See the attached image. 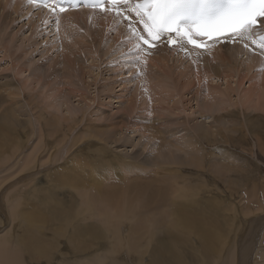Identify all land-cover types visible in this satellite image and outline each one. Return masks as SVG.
<instances>
[{"label": "rangeland", "instance_id": "obj_1", "mask_svg": "<svg viewBox=\"0 0 264 264\" xmlns=\"http://www.w3.org/2000/svg\"><path fill=\"white\" fill-rule=\"evenodd\" d=\"M14 16L17 17V14L13 15V17ZM18 23L16 26L15 24H12L8 29L9 31L7 30L4 34L2 31H0V154H2L1 152L4 154L3 157L0 155V234L3 235L2 233H9L10 231V235L4 234V236L7 237L9 235L10 237L8 236V238H6L7 243L10 242V244H12L13 242L14 244V242L18 243L19 240L24 239V234H26L27 237L31 235L30 233H32L31 230L33 231V227H37V237H41L46 240L45 242H47L49 245L48 250H50L48 252L49 254L51 253L47 259H38L34 255L33 256L35 259L33 256L30 259L26 258L29 260V262H26V264H67V260L69 262L78 261L79 264H91L90 262L97 256L101 258V261L104 259V257H107L103 264H110L111 260L112 263L117 261L120 264H157V257L159 258L158 254H162V249L160 248L162 242H166L170 245V254L168 253L169 258H167V261L165 260L166 264L167 262L169 264H222L229 249L230 253H233L235 256V261L234 263L231 262V264H239V258L237 259V257L242 254L240 253L242 252L241 249H245L246 245H248V243L254 239L250 233H255L254 231H256L257 228V222L254 220V216H256L257 212V210H255L256 208H254V195H256L255 192L261 189V191H264L263 103L254 102L257 104L262 103L261 106L254 103L241 106V104H239L240 102L237 101L239 93L236 92L237 94H231V97L233 96L232 99L228 96V98L231 100L224 99V105L221 103V107H216L212 111L207 110V112L206 109H203L204 104H202V102H208V99L205 97L206 94L210 92L208 87L217 88L219 90L222 88L221 90H224L228 87V79L225 81L222 80L218 84V81H215V78H213V81L208 78H204V80H202L200 79L201 77L199 75H193L190 72L189 77L191 79L189 80H191V82L186 81L188 86L185 82L186 84H184V86L186 87L183 88L181 83L174 84L172 79L163 81L162 78H155L154 74L158 69L156 66L151 67V65L148 63L146 64L143 62H141L138 66H133L136 64L137 56H135L134 59L131 54L127 55L125 52L119 53L115 50L108 51L110 43L98 49V51L101 49L102 51H99L96 55L94 52H96L97 49L89 45V42L92 41L91 35L86 37L84 41L80 39L81 42L79 44L78 41L74 40L73 38H66V33L65 35L59 30L54 29V27L51 26V23L53 22L39 23V19H34L31 15H28L24 18H20ZM74 31H72L73 35L76 33ZM3 35L4 37L2 39ZM90 37L91 40H89ZM73 41H76V43L79 44L83 49L76 43L74 44ZM63 42H66L64 45H66L67 48L71 50L75 49L76 52L79 51V53H82L84 60L80 59V64L77 66V71H79V73H74L71 71L72 68L70 67L69 68L71 70L64 67L66 65L63 63V61H61L63 60V57H61L62 51H64V49H62ZM2 45H4V47ZM78 46L83 52H81V49L78 48ZM89 46H91L94 51L90 54L89 52H84L88 51L86 49H89ZM23 53H27L26 55L28 56H25ZM74 54L72 53V55ZM19 55H21V57ZM181 55L183 56V54ZM22 56L27 58L25 59V57ZM242 56L239 57V60L244 59V56L247 55L245 53V55L243 54ZM189 57H192L193 59L198 57L197 60H202L203 62V58L206 56L204 55L202 57L199 55H192L188 56V60L190 59ZM173 59L175 60L174 57ZM207 59L210 60L211 58ZM28 61H30V64L27 63ZM57 61H60L64 66H62L60 62L56 64L55 62ZM168 61L170 62V67L173 66L174 61L171 59H168ZM189 61L191 63L192 60ZM235 63L236 65H234V67L237 70H240V61ZM21 64H23L25 67H21ZM37 66L42 70H47V78L43 77V80L48 83L49 87L55 83H58V81L60 83V80L62 82L61 85L55 84L50 87L51 89H58V92L60 91L59 89H61V91L64 90L62 93L60 91V101L57 99L59 106L56 107V109L55 107L47 108L46 105L54 104L53 101L56 100V97L51 95L49 98V103L48 99L44 97V95H48V90L43 89L41 84L35 85L36 82H32V77L34 74L33 70ZM79 66H81L82 69H79ZM48 67L50 68L48 69ZM64 69L66 73L63 72ZM19 70L21 71V74L19 73ZM53 70L58 71L57 75L59 77H57V80L56 75L51 78V74L55 72ZM253 71H255L257 74L262 73V71L257 67V64ZM137 72L141 73L138 78L136 77ZM144 72L146 74H152L151 79L155 81V84L150 89L147 88L148 86L145 85L143 80L144 75H146ZM80 73L82 76H80ZM177 73H179V71ZM29 74L30 76H28ZM72 74H75V78ZM157 74L162 76V72ZM61 75L64 76L62 77ZM70 75L72 79H70L71 77L69 78ZM65 76H67L69 79ZM89 77L93 78V81ZM49 78L51 79L49 80ZM94 78L97 80L94 81ZM67 80L72 82L77 89L74 90V86H66L65 84ZM19 81L21 83L18 85ZM90 82L94 83L92 84ZM198 82H200V85L197 84ZM56 85H59L57 86L58 88L55 87ZM63 85H65L64 88H69L64 89ZM60 86L62 87L60 88ZM19 87L23 90V92L19 89ZM198 87L202 88L201 93L203 95L200 94L202 100H200L198 93L196 99L194 98L196 94L195 92L198 91ZM232 87H235V85L233 84ZM232 87L230 86V88ZM248 87L249 84L245 82L239 91L245 90ZM153 88L155 93L152 91ZM41 90H47L46 94H42L44 91ZM18 92H20V95ZM37 93L41 96H39ZM52 96H54V99ZM197 99L201 101L200 104H198ZM62 100H64V102ZM46 101L47 103H45ZM61 104H64V106H60ZM86 104V111L88 114L83 119V121L85 120L83 123L78 121V124H80L78 127H72L73 123L71 121L68 123L63 121L67 117L71 118L70 115H67L70 109H74L76 112L78 108L84 107ZM151 105H154V107H151ZM74 106H77V109L74 108ZM258 107L262 108L263 110L258 109ZM153 108L155 111L152 112V110H154ZM50 113L53 116L59 118L60 122L62 121L60 126L56 124H47ZM82 114L83 112L80 115ZM129 114H131V116H129ZM212 115L215 117H221V122L218 123L217 127L214 129V132H218V135L211 134L206 140V138L204 139L203 137H200V133L194 128L196 124L203 125L205 122L206 124L212 122L214 118L211 117ZM125 123H127V129L124 131L125 140L123 139L122 135V141L118 140V142H120L117 143L116 139H119V135L115 137L114 132L110 135V130L114 127V125L118 124L117 131H122V126H124ZM149 123L150 125H147ZM157 123H161L164 128L159 126ZM129 124L133 126L136 125L137 129L140 130L144 127H152L155 125L156 129L153 128V132L165 131L163 132L165 134L151 135L152 141L154 138V142H151V140L148 139L149 134L146 135L147 137L144 136V138L143 136L139 137V135L133 134ZM160 127L161 130L159 129ZM166 128H168V130ZM190 128L193 129V132H191ZM129 129L130 131H128ZM94 130L97 131L95 136L92 135ZM108 130L110 131L109 133L106 132ZM167 132L170 135L167 134ZM121 133L123 134V132H120V134ZM98 135L101 136L99 137L100 139H98ZM164 138H166V141ZM158 139L161 143L157 141ZM174 139H176L177 142L176 143L174 141V145L181 146L182 143H185L182 145V147H177L176 151L172 150V148L168 146L171 148L172 153H166L165 151L164 154H166L164 156H161L162 154L160 153V155L159 151L158 153L155 151L159 143L167 146L171 144L169 141H173ZM187 142L191 143L186 144ZM191 144L192 147L190 146ZM261 144H263V146ZM171 145H173V142ZM144 146L148 148L144 149ZM183 147L185 151L182 149ZM59 148L64 150L59 155L54 154V150ZM181 150L183 151L181 152ZM101 153H103V155H101ZM136 153H138V155ZM154 153L157 154V159L159 158L161 160L163 158L164 162H167V158H173L172 162L175 165L172 164V166L170 165L169 159L167 163L162 161L164 166L168 167V171L166 170V173L161 174L163 175L161 177H167L169 172L178 175V179L176 178V180L172 182H176L175 185L178 186V188H181V192H179V189L176 194L178 196L182 194L184 195L180 196L181 198L176 197L177 195L174 196L176 199L180 198L183 202L176 200L174 197L173 205L176 203L178 207H181V211L182 206H179L180 203L178 205V201L181 202V205L183 204L184 207H188L189 205L196 206L197 204L194 203L201 200L200 204L205 203L203 207H208H206L203 211L206 210V212H209L207 222L209 223L210 228L215 229L216 231L215 236L217 243L215 246H209L207 251H205V248L207 247L206 239H204L202 232L200 230L196 231L194 229V227L198 228L200 222L197 220L198 216L194 214L192 210L188 209V212L183 213V217L185 216L184 218L187 219V221L185 222L182 219L183 223H181L185 225V223L187 224L188 221H194L191 226L187 224L190 230L187 228V225H185L186 227L182 225V227L179 229L168 231L162 229H152L154 232H148V234L143 232L144 234L142 233L141 236H147L142 238H139V233L133 234V232H131V225L133 224L130 221H132L134 217L138 216H133L130 214L128 215V212H124L125 217L127 218L128 216L129 219L122 218V220L120 219L118 224L115 226L118 227L119 225L123 226L128 224L126 226L128 229H122V233L119 231V234L117 235V233H113L115 232L114 229H108L109 227L101 225V220H99V223H95L98 222V218L93 220V218H95L93 217L94 215H92V218L88 209L85 208V210H83L79 206L81 200L79 197H77V193H75L76 188L73 187L75 184L67 182V179L72 180L77 174L70 168L72 164H79L78 167H83L84 170L82 173L85 177H88L89 174L87 171L95 170L97 166H99L97 170L102 171L104 170L103 167L105 166L106 162V165H108L109 168L111 167L110 171L112 170L111 179L114 181L117 178L116 181L121 183L124 179H126V177H134V173L126 172L125 174V167L123 168V165H120L122 164L120 163L122 162L121 158L124 159L126 157L128 160H131L130 158L134 159L135 156H139V161L137 162H141L143 159V161L146 162L151 160L152 163L154 157L156 156ZM122 155L125 156L123 157ZM160 156L162 158H160ZM187 157L190 159L188 160ZM111 158L116 160L114 161ZM118 158L119 160L117 161ZM107 159L111 160L108 161ZM134 162H136L135 159ZM219 166L221 167L219 168ZM136 167L137 166H135L134 169ZM228 168L229 171H227ZM158 169H155L156 175L160 174ZM145 173L146 171L142 172L141 174L144 176ZM91 176L93 180H99L97 177H95L97 174H95V176L91 174ZM85 182L88 185L84 186H87L88 188L91 184V181L85 179ZM186 195H189L193 199ZM52 197H55L56 200H58V204L60 205H58L59 210H55L57 203L54 202L56 200L52 199ZM186 197L189 200H187ZM186 200L188 203H186ZM191 200L193 203L190 202ZM207 202L210 204L208 205ZM86 210L88 212H86ZM139 213H141V211ZM88 215L91 218H89ZM52 216L53 218L48 219ZM188 219H192L193 221ZM27 220L29 223L31 222V224H33V227L32 225L27 224ZM134 220H136V218ZM212 220L214 222H212ZM195 222L197 223L195 224ZM86 225H88L87 227L94 225L97 228L95 234H93V231H91L90 234L85 233L86 235H82L80 229L83 231L86 228ZM190 227H193V230ZM27 230H29V234L27 233ZM130 232L132 234H130ZM207 232L211 234L209 230H207ZM34 233H32V235H37ZM150 234H152V236L155 235V237L153 238ZM247 235H249L250 238ZM112 236L118 237L116 239L121 237L120 240L124 239L125 241L122 240L121 245L119 244L120 246H117V244L115 246V243L118 241L112 240L115 239ZM66 237L68 241L66 240ZM148 237L152 238V242L149 243L150 239L148 240ZM9 238H11V240ZM29 238H31V236H29ZM144 238L145 240H143ZM139 239L142 240V242H137L140 241ZM146 240H148V242ZM245 240L247 241L245 242ZM257 240L258 242L255 243V247L251 251V256L253 258L250 259L251 256H249L247 264H256V262L259 261L260 256H258L257 251L260 249V244L259 239ZM153 241L160 243H158V245ZM145 242H147V246L145 245ZM102 246L105 247L103 248ZM224 247H226V249ZM256 247L259 249H255ZM54 250L55 252H53ZM113 251L114 253L116 251V253L114 254ZM225 251L227 252L225 253ZM105 252L106 255H104ZM112 253L114 254L113 257L116 256L115 258H112ZM90 256L93 257V259L90 258ZM97 262L101 264V262ZM117 262H114V264ZM257 264H259V262Z\"/></svg>", "mask_w": 264, "mask_h": 264}, {"label": "bare ground", "instance_id": "obj_2", "mask_svg": "<svg viewBox=\"0 0 264 264\" xmlns=\"http://www.w3.org/2000/svg\"><path fill=\"white\" fill-rule=\"evenodd\" d=\"M111 6V5H110ZM108 9H111V8H108ZM107 10V9H106ZM121 12L123 13V15L121 17H117L115 15V12L114 11H104V12H100V11H94V10H85V9H77V8H73V9H65L63 12H60L59 10H56L58 13H59V26L57 28L56 24L54 23H51V26L54 27V29L56 30H59L61 33H66L65 37L66 38H73L74 40H77L78 43L80 44L81 40H85L86 37H89L91 35L92 37V41L89 42V45H91L92 47L96 48V52L93 51V48H91V46H89L88 48L89 49H86L88 51H84V52H89V54L91 52H94L96 55L97 53L101 50L98 51V49H100L101 47H103L104 45L110 43V47L108 49L109 50H115V51H118L119 53H122V52H125L127 55L128 54H131V56H133V58L135 59V56H137V53L132 51V44L128 42V39L131 35L130 31H129V22L126 21L125 17L126 16H129V17H132V20L134 22V24H131L130 26L131 27H134L137 29V31H142L143 30V25L140 23L139 21V18H137L136 15H134L132 12L129 11V8L128 7H121L120 8ZM17 14V17H13V15ZM32 16L34 19H39V23L41 22H44V23H50V22H53V17H52V13L50 12V10H47L45 9L43 6H39V5H28L26 3V1H22V0H0V31L3 32V34L9 29V27L12 25V24H16L19 22V19L20 18H24L25 16ZM19 24V23H18ZM262 28H258V30H255L253 32L252 35L248 36L247 38L245 39H240V38H236V42L234 44H228V43H225V44H221V45H216L214 44V46H212L208 51H203V53H200L198 52L197 50L193 49V48H189L187 47L188 50H191V56L192 55H199V56H206L205 58H203V62L202 60H197L198 57L196 58H190L189 60H192L191 63L190 61L187 59L188 58V54L186 51H182L180 50V48H176V47H171L169 48L168 46L165 45L164 41L161 40L159 42V45H157V48L155 50H151V54L150 55H146L145 56V60L143 63H148L149 65H151V67H157V72L154 74L155 78H162L163 81H167V80H173V83L176 84V83H181L182 84V87H186L184 86V84H186L187 82H191V79L189 77V73L191 72V74H197L199 75L200 79L204 80V78H208V79H211L213 81V78H215V81H218V84L220 83V81L222 80H226L228 79V82H227V88H225L224 90H219L217 88H212V87H208V90L210 92H208L206 94V98L208 99V102L205 103V102H202L203 105V109H206L209 110V111H212L214 110L216 107H221L220 105H224L225 103L224 102V99L228 100V96L231 97V94L232 93H236L238 92L239 95H238V102H240L239 104H241V106L245 105V104H252L254 102H262L263 103V106H264V54L261 53L260 49L252 43L253 40H258L260 38V36L264 35V25H261ZM34 27V26H33ZM34 29V28H33ZM76 30V31H74ZM9 31V30H8ZM76 32L74 33L75 35H73V32ZM59 32V33H60ZM72 32V33H71ZM14 34V33H12ZM146 35V34H145ZM84 36V37H83ZM4 35L2 36V39H3ZM15 37V36H13ZM91 37L89 38V40H91ZM68 39V41H69ZM81 39V40H80ZM67 41V42H68ZM10 42V41H9ZM74 42V41H73ZM66 43V42H65ZM63 42L62 46L64 49V51H62V55L61 57H63V63L66 65L64 66L60 61H57L55 62L56 64L58 62L61 63L62 66L66 67V68H72L71 71H73L74 73H79V71H77V66L78 64H80V59L81 60H84L83 56H82V53H79L75 51V49H72L74 51H72L71 49L67 48L66 45ZM72 43V42H71ZM76 43V41L74 42V44ZM245 43L248 44V47L246 48L244 45ZM3 44V43H2ZM73 44V43H72ZM77 44V43H76ZM77 44V45H79ZM4 47V45H2ZM80 46V45H79ZM78 46V48H80ZM76 47V46H74ZM18 48V47H17ZM77 48V47H76ZM82 48V47H81ZM80 48V49H81ZM19 49V48H18ZM83 49V48H82ZM81 49V52H83ZM28 53V52H27ZM26 53V54H27ZM72 53L74 55H72ZM247 56H244L245 58L244 59H241L239 60V57H241L243 54ZM25 54V53H23ZM25 56H28L26 55ZM100 54V53H99ZM98 54V55H99ZM183 54V56L181 55ZM93 55V54H92ZM21 57V55H19ZM18 56V57H19ZM25 56H22V57H25ZM173 57L175 58V60L173 59ZM243 57V56H242ZM27 57H25L26 59ZM207 58H211L210 60H208ZM17 59V58H16ZM24 59V60H25ZM61 59V58H60ZM59 59V60H60ZM137 59V57H136ZM168 59H171L174 61V64L173 66L170 67L169 65V61ZM23 60V61H24ZM213 60V61H212ZM240 61V65H241V68L240 70H237L234 65H236L235 62H239ZM18 62V61H17ZM30 61H28L27 63H29ZM21 63V62H20ZM92 63V62H91ZM235 63V64H234ZM30 64V63H29ZM29 64H26V65H29ZM87 64V63H86ZM256 64H257V67L262 71V73L260 74H257L255 71H253V69L256 68ZM54 65V64H53ZM59 65V64H58ZM57 65V66H58ZM32 66V64H31ZM34 66V65H33ZM82 66V65H81ZM81 66H79L80 68L79 69H82ZM90 66V65H89ZM203 66V67H202ZM21 67H25L23 64H21ZM20 67V68H21ZM27 67V66H26ZM38 67V66H37ZM36 67V68H37ZM53 67V66H52ZM146 67V66H145ZM19 68V69H20ZM30 68V66H29ZM32 68V67H31ZM34 69V74H33V77H32V82H36L35 85H38V84H41V87H43V89H47L48 90V95L46 94V91L44 90H41V91H44L42 94H46V96L44 95V97H46V99H48L49 101V98L51 95H54L56 97V100H54V104H46L47 105V108H54L56 109V107H58L59 105V102L57 99H59V96L61 95V93L64 91L61 89H59L61 91L58 92V89L55 90L54 89H51L50 87H52L53 85L55 84H59L61 85V80H60V83L58 81V83H55L53 85H51L49 87L48 83L43 80V77L47 78V70H42L40 67H38L37 69ZM44 68V67H43ZM50 67H48L49 69ZM63 68V67H62ZM84 68V67H83ZM92 68V67H91ZM90 68V69H91ZM25 69V68H24ZM151 69V68H150ZM28 70V69H27ZM20 71V70H19ZM24 71V70H22ZM55 71V70H53ZM179 71V73H177ZM25 72V71H24ZM64 73L65 72V69L63 71ZM62 72V73H63ZM81 72V71H80ZM152 72V71H151ZM159 72H162V76L160 74H157ZM21 74V71L19 72ZM23 73V72H22ZM58 71H55L51 74V78L56 75V80L58 79L57 77H59L57 75ZM92 73V72H91ZM145 73V72H144ZM18 74V73H17ZM15 74V75H17ZM61 74V73H59ZM68 74V73H67ZM88 74V73H87ZM93 74V73H92ZM146 74V73H145ZM73 76L75 74H72ZM95 75V74H94ZM143 75V74H142ZM152 75V74H151ZM149 73L144 75V82H145V85L148 86L147 88L150 89L153 87V85L155 84V81L152 78ZM175 75V76H174ZM30 76V74L28 75ZM62 77L64 75H61ZM80 76H82V74L80 73ZM86 76V75H85ZM67 77V76H65ZM71 77V75L69 76V78ZM78 77V76H77ZM84 77V76H83ZM49 78V80L51 79ZM68 78V77H67ZM68 78V79H69ZM75 78V76H74ZM73 78V79H74ZM91 78V77H89ZM141 78V77H140ZM195 78V77H194ZM198 78V76H197ZM196 78V80H197ZM55 79V78H54ZM72 79V77L70 78ZM77 79V78H76ZM83 79V78H81ZM1 80V79H0ZM29 80V79H28ZM27 80V81H28ZM48 80V81H49ZM55 80V82H56ZM88 80V79H86ZM90 80V79H89ZM91 80L93 81V78H91ZM97 80V79H96ZM95 78H94V81H96ZM156 80V79H155ZM65 81V80H64ZM68 81V80H67ZM66 81V86L70 85V86H74V84L72 82H67ZM187 81V82H186ZM201 81V80H199ZM211 81V82H212ZM232 81V82H230ZM51 82V81H49ZM186 82V83H185ZM245 82H247L249 84V87L245 90H240V88H242V85L245 84ZM17 83V82H16ZM19 83H21L20 81L18 82V85ZM23 83V82H22ZM70 83V84H69ZM92 83V82H90ZM94 83V82H93ZM92 83V84H93ZM193 83V82H192ZM252 83V84H251ZM11 84V83H10ZM25 84V83H24ZM31 84V83H30ZM89 84V83H88ZM87 84V85H88ZM139 84V83H138ZM198 85H200V82L197 83ZM225 84V83H224ZM235 85V87H232V85ZM26 85V84H25ZM59 85H56L55 87L58 88L57 86ZM63 85V88L64 86ZM76 85V84H75ZM140 85V84H139ZM150 85V86H149ZM152 85V86H151ZM24 86V85H22ZM33 86V85H32ZM132 86V85H131ZM142 86V85H141ZM187 86H188V83H187ZM218 86V85H217ZM230 86L232 88H230ZM15 87V86H14ZM37 87V86H35ZM40 87V86H38ZM40 87V88H41ZM62 86H60L61 88ZM89 87V85H88ZM13 88V87H11ZM32 88V87H31ZM67 88V87H65ZM64 88V89H65ZM69 88V87H68ZM67 88V89H68ZM74 90H76L77 88L74 86ZM14 89V88H13ZM20 89V87H19ZM66 89V90H67ZM73 89V88H72ZM201 89L200 87H198V91L195 92V99L197 97V93H198V96L200 97V94L203 95L201 93ZM6 90V89H5ZM22 90V89H20ZM71 90V89H70ZM112 90V89H111ZM192 90V89H191ZM7 91V90H6ZM15 91V90H14ZM153 93H155V90L154 88L152 89ZM11 92V91H10ZM23 92V90H22ZM76 92V91H75ZM79 92V91H78ZM77 92V93H78ZM16 93V92H15ZM19 95H20V92H18ZM14 94V93H13ZM22 94V93H21ZM38 94V93H37ZM69 94V93H68ZM237 94V93H236ZM12 95V94H11ZM23 95V94H22ZM39 95V94H38ZM73 95V94H72ZM71 95V96H72ZM25 96V95H24ZM41 96V95H39ZM52 96V98L54 97ZM70 96V95H69ZM68 96V97H69ZM76 96V95H74ZM65 97V96H64ZM93 97V96H92ZM153 97V96H152ZM224 97H227V98H224ZM233 97V96H232ZM231 97V99H232ZM61 98V97H60ZM63 98V97H62ZM45 99V98H43ZM54 99V98H53ZM67 99V98H66ZM69 99V98H68ZM83 99V98H82ZM90 99V98H89ZM135 99V98H134ZM145 99V98H144ZM229 99V100H231ZM11 100V99H10ZM52 100V99H51ZM94 100V99H93ZM136 100V99H135ZM200 100H202V98L200 97ZM199 99H197V102L198 104L201 103ZM225 100V101H226ZM45 101V100H44ZM56 101V102H55ZM60 101V99H59ZM64 102V100H62ZM61 101V102H62ZM91 101V100H90ZM132 101V100H131ZM207 101V100H206ZM235 101V100H234ZM51 102V103H53ZM60 102V103H61ZM93 102V101H92ZM91 102V103H92ZM47 103V101L45 102ZM50 103V101H49ZM82 103V102H81ZM86 103V102H84ZM143 103V102H142ZM222 103V104H221ZM261 103V104H262ZM80 104V103H78ZM87 104H90V103H87ZM87 104L84 106V107H80L78 108V110H75L74 109H70V111H68L67 115H70L71 118H65L63 121L68 123V122H72L73 125L72 127L74 126H79L80 124H78V121H81L82 123L85 121H83V119L85 118V116L88 114L87 113ZM94 104V103H93ZM230 104V103H229ZM235 104V102H234ZM233 104V105H234ZM254 104H257V103H254ZM261 104H257L259 106H261ZM129 105V104H128ZM142 105V104H141ZM236 105V104H235ZM60 106H64V104H61ZM82 106V105H81ZM91 106V105H90ZM145 106V105H144ZM154 107V105H151V107ZM250 106V105H249ZM253 106H256V105H253ZM262 106V108H263ZM46 107V106H45ZM77 107V106H76ZM74 106V108H76ZM133 107V106H131ZM66 108V106H65ZM90 108V107H89ZM125 108V107H124ZM226 108V107H225ZM260 107H258V109H262ZM68 109V110H69ZM77 109V108H76ZM129 109V108H128ZM143 109V108H142ZM146 109V108H145ZM154 109V108H153ZM125 110V109H123ZM121 110V111H123ZM263 110V109H262ZM59 111V110H58ZM67 111V109H66ZM126 111V110H125ZM155 111L152 110V112ZM205 111V112H206ZM216 111V110H215ZM83 112L82 115H80L81 113ZM89 112V111H88ZM208 112V111H207ZM128 113V112H127ZM215 113V112H214ZM65 114V113H64ZM92 114V113H91ZM96 115H98L97 113H95ZM155 114V113H154ZM149 115V113H148ZM156 115V114H155ZM216 115H217V112H216ZM129 116H131V114H129ZM154 116V115H153ZM163 116V115H162ZM178 116V115H177ZM225 116V115H224ZM258 116V115H257ZM155 117V116H154ZM211 117H214L213 118V121L206 124H203V125H200V124H196L195 125V130L198 131L200 133V137H203L204 139L209 137V135L213 134V135H218V132H214V129L217 127L218 123L221 122V117H215L214 115H212ZM224 118V117H223ZM173 119V117H172ZM240 119V118H239ZM102 120V118H101ZM100 120V121H101ZM156 120V119H155ZM134 121V120H133ZM158 121V120H157ZM227 121V120H226ZM62 122V121H61ZM60 122V119L57 118L56 116H53L51 113H50V117L49 119L47 120V124H56L58 126H60L61 124ZM79 122V123H81ZM102 122V121H101ZM136 122V121H135ZM159 122V121H158ZM175 122V121H174ZM148 123V122H146ZM162 123V122H161ZM161 123H157L159 126L163 127L161 125ZM228 123H229V120H228ZM126 124L123 127V130L122 131H117V126L118 124L114 125V127L110 130L111 133L110 135L114 132L115 133V137L119 135V139H116L117 143H119L120 141H122L121 137L123 135V139L125 137V129H127L126 127ZM132 124V122H131ZM129 124L130 126V129L132 130L133 134H137L140 136H146L148 135V139L151 140V142H154V138H153V141L151 139V135L153 136L154 134L156 135H163L165 133V131L161 132V131H156V132H153V128H155V125H153L152 127H144L142 128L141 130L140 129H137L136 125H131ZM134 124V123H133ZM136 124V123H135ZM141 125H144V124H141ZM147 125H150L147 124ZM140 126V125H138ZM146 126V125H145ZM158 126V127H159ZM134 127V128H133ZM161 127L159 128L161 130ZM71 128V127H69ZM133 128V129H132ZM141 128V127H140ZM73 129V128H72ZM130 129L128 131H130ZM156 129V128H155ZM168 130V128H166ZM191 129V128H190ZM99 130V129H98ZM102 130V129H101ZM158 130V128H157ZM163 130V129H162ZM166 130V131H167ZM247 130V128H246ZM75 131V130H74ZM109 130L106 131L107 133L110 132ZM117 131V132H115ZM172 131V130H171ZM217 131V130H216ZM254 131V130H253ZM100 132V131H99ZM120 132H123V134ZM169 132V131H168ZM167 132V134H169ZM173 132V131H172ZM171 132V133H172ZM190 132V131H189ZM191 132H193V129H191ZM97 133L96 130H94V132L92 133L93 136H95V134ZM177 133V132H176ZM102 134V133H101ZM194 134V133H193ZM90 135V134H89ZM109 135V136H110ZM121 135V136H120ZM170 135V134H169ZM168 135V137H169ZM172 135V134H171ZM196 135V134H194ZM70 136V135H69ZM174 136V135H173ZM173 136H170V137H173ZM98 135V139H100ZM132 137V136H130ZM147 137V136H146ZM163 137V136H162ZM164 137H167V136H164ZM175 137V136H174ZM183 137V136H182ZM195 137V136H194ZM70 138V137H69ZM190 138V137H189ZM198 138V137H197ZM105 139V138H104ZM107 139V138H106ZM146 139V138H145ZM166 138H164L165 140ZM182 139V138H181ZM191 139V138H190ZM68 140V139H67ZM118 140H120L118 142ZM125 140V139H124ZM133 140V139H131ZM170 140V139H169ZM187 140V138H186ZM200 140V138H199ZM102 141V140H100ZM147 141V140H146ZM155 141H156V138H155ZM158 142L159 139L157 140ZM166 141V140H165ZM174 141L176 142V139H174L173 141H169V143L173 142V145L169 144L167 146L163 145V144H160L158 145V147H156L155 151L158 153L159 151V154L161 156H164L166 153H170L171 152V148L172 150H177V147H182V145H184V143H182L181 146H177V145H174ZM185 141V140H184ZM190 141V140H188ZM198 141V140H197ZM210 141V139H209ZM112 142H113V139H112ZM192 142V141H191ZM191 142H187L186 144L188 143H191ZM196 142V141H195ZM194 142V143H195ZM205 142V141H204ZM67 143V142H66ZM70 143V142H68ZM108 143V142H107ZM149 143V142H147ZM177 143V142H176ZM81 144V143H80ZM115 144V143H114ZM134 144V143H133ZM157 144V142H156ZM193 144V142H192ZM192 144L190 145L192 147ZM203 144V143H202ZM67 145V144H66ZM70 145V144H69ZM109 145V144H108ZM116 145V144H115ZM136 145V144H134ZM263 146V144H261ZM138 146V145H137ZM170 146V147H168ZM188 146V145H187ZM145 147V146H144ZM149 147V145H148ZM148 147H145L144 149L148 148ZM63 148V147H62ZM56 149L54 150V154L56 155H59L61 154V152L64 150V149ZM74 148V147H73ZM134 148V147H133ZM51 149V148H50ZM107 149V148H105ZM154 149V147H153ZM166 149V150H165ZM184 150V147L182 148ZM108 150V149H107ZM181 150V152L183 151ZM192 150V149H191ZM1 151V150H0ZM125 151V150H124ZM166 151V153L164 154V152ZM185 151V150H184ZM68 152V151H67ZM81 152V151H80ZM155 152V153H156ZM192 152V151H190ZM189 152V153H190ZM2 154V157H3V152H1ZM53 153V152H52ZM104 153V152H103ZM103 153H101V155H103ZM156 155L151 163V160L149 161H142L141 162H137L139 161V156H135V161L134 162V159L133 158H130L131 160H128L126 157L123 159L121 158L122 164L120 165H123L122 167L124 168L125 167V174L126 172L128 173H134V177H126V179H124L121 183L120 182H117V178L116 177H113V178H116V180H112V176H111V167L109 168L108 165H106V162H105V166L103 167L104 170H97V168H99V166L96 167L95 170H91V171H87L89 176H91V174L93 176H95V174H97V177L99 180H93L92 179V176L91 177H85L83 175V167L79 166V164L77 165H71L70 168L76 172L77 174L74 176V178L72 180L70 179H67V182L69 183H73L75 185H73V187L76 188V192L77 193L76 195H78L77 197L80 198V204L79 206L85 210L88 209V211L90 212V216L92 217V215H94L93 217V220L97 219L98 222H95V223H99L101 220V225H104L106 227H109L108 229L112 228L114 229L115 232H113L114 234L117 233V235L119 234V231H121L122 233V229H128V227L126 228V226L128 225H122L123 226H118L116 227L115 225L118 224V221L122 218H125V219H129V217L127 216V218L125 217L124 215V212H128V215H133V216H138V217H134V219L136 218V220L132 219V224L131 225V232H133V234H138L139 238H142V237H145L147 235H142L141 234L143 232L147 233L148 232H154L153 230L154 229H157V230H175V229H179L180 227H182L183 223L182 221L184 220L185 222L187 221V219H185L183 217V213L184 212H188V209L189 210H192L194 212V214H196L198 216V219L196 217L197 220H199L200 222V225L198 226V228H195L194 229L196 231L200 230L202 232V235L204 236V239H206V245L207 247L205 248V251H207V248H209V246H215V244L217 243L216 241V236H215V229H212L210 228L209 226V223L207 222L208 220V213L209 212H206L203 211L207 206H204L203 203L200 204V201L199 202H195L194 204H197L196 206L195 205H189L188 207H184L183 204L181 205V197L182 195L178 196L176 194V192L179 190V192H181V188L178 186H176V182H172L174 180H176V178L178 179V175L177 174H172V172H169L168 176L167 177H161L163 175L161 174H164L166 173L165 171L168 169V167L164 166V163H167L168 162V159L170 160V165L172 166L173 164V158H167V162L163 161L164 159L160 156V158H162L161 160L158 158L157 159V154ZM172 153V152H171ZM184 153V152H183ZM130 154V153H129ZM138 155V153H136ZM142 154V153H141ZM176 154V153H175ZM128 155V154H127ZM126 155V156H127ZM169 155V154H168ZM167 155V156H168ZM177 155V154H176ZM191 155V154H189ZM123 156V155H122ZM125 156V155H124ZM123 156V157H124ZM175 156V155H173ZM194 156V155H193ZM5 157V156H4ZM68 157V156H67ZM105 157V156H104ZM131 157V156H130ZM134 157V156H133ZM106 158V157H105ZM108 158V157H107ZM148 158V157H147ZM188 158V157H187ZM221 158V157H220ZM101 159V158H100ZM112 159V158H111ZM109 159V160H111ZM151 159V158H150ZM190 158H188L189 160ZM108 160V159H107ZM108 160V161H109ZM112 160H116V159H112ZM119 160V158L117 159V161ZM193 160V158H192ZM162 161L164 163H162ZM181 161V160H180ZM111 162V161H110ZM160 162V163H159ZM195 162V161H194ZM87 163V162H86ZM179 163V162H177ZM196 163V162H195ZM114 164V163H112ZM185 164V163H184ZM215 164V163H214ZM52 165V164H51ZM175 165V164H173ZM195 165V164H193ZM76 166V167H75ZM111 166V165H110ZM137 166L135 169L134 167ZM141 166V167H140ZM196 166V165H195ZM198 166V165H197ZM217 166V164H216ZM222 166V165H221ZM219 166V168L221 167ZM117 167V166H116ZM120 167V166H118ZM121 167V169H122ZM159 168V169H158ZM172 168V167H171ZM217 168V167H216ZM158 169V171L160 172L159 175H156V170ZM173 169V168H172ZM217 170V169H216ZM62 171V170H61ZM64 171V170H63ZM123 171V173H124ZM146 173L144 174V176L141 174L142 172H145ZM168 171V170H167ZM170 171V170H169ZM218 171V170H217ZM229 171V168L228 170ZM226 171V173L228 174V172ZM46 173V172H45ZM66 173V172H65ZM60 174V173H59ZM64 174V173H62ZM67 174V173H66ZM87 174V175H88ZM151 176H150V175ZM222 174V173H221ZM65 175V174H64ZM167 175V174H166ZM214 176V175H213ZM57 177V176H56ZM221 177V176H220ZM69 178V177H68ZM72 178V177H71ZM85 179L87 180H90L91 184L89 185V187L87 188V186H84V185H88L86 182H85ZM120 179V178H119ZM70 180V181H69ZM120 181V180H118ZM182 183V182H181ZM180 183V184H181ZM179 185V184H178ZM59 189V188H58ZM256 189V188H255ZM71 190V189H70ZM262 190V189H261ZM256 191L254 195V205L256 208L255 210H257L256 212V216H254V220L257 222V228H256V231H254L255 233H250L254 239L251 240L250 243H248V245H246V248L245 249H241L242 254H240L239 257H237V259L239 258V264H247V261L249 260L248 257L251 256V251L253 250V248L255 247V243L258 242L257 239H259V244H260V249L258 250L257 247L255 249H257V253H258V256H260L259 258V264H264V191ZM261 191V192H260ZM191 193V192H190ZM75 195V194H74ZM174 195H177L176 197H180L179 199H176V197ZM53 196V195H52ZM186 196H189V195H186ZM201 196V195H200ZM203 196V195H202ZM174 197L176 200H180L181 202H177L178 205L180 203L179 206H182V209L180 211V208L181 207H178L177 204L175 203V205H173V200H174ZM190 197V196H189ZM4 198V197H3ZM73 198V197H72ZM78 198V199H79ZM129 198V199H128ZM191 199H193L192 197H190ZM204 198V197H203ZM52 199H55V197H52ZM71 199V198H70ZM183 199V198H182ZM187 199V197H186ZM73 200V199H72ZM75 200V199H74ZM189 200V199H187ZM186 200V201H187ZM185 201V200H184ZM205 201V200H204ZM208 201V200H207ZM56 202V208L55 210H59L58 208V200L54 201ZM191 203L192 200L190 201ZM188 203V201L186 202ZM208 203V202H207ZM210 203H208L209 205ZM60 206V205H59ZM64 206V205H63ZM228 207V206H227ZM208 208V207H207ZM242 208V207H241ZM61 209V208H60ZM240 209V208H239ZM141 213H139L140 211ZM208 210V209H207ZM36 211V210H35ZM86 210V212H88ZM42 212V211H41ZM246 212V211H245ZM45 213V212H44ZM248 213V212H247ZM30 214V213H29ZM80 214V213H79ZM78 214V215H79ZM88 214V213H87ZM218 214V213H217ZM96 215V216H95ZM42 216V215H41ZM81 216V215H80ZM89 216V215H88ZM89 216V218H91ZM132 216V217H133ZM187 216V215H186ZM242 216V215H241ZM29 217V216H28ZM31 217V215H30ZM79 217V216H77ZM84 217V216H83ZM131 217V218H132ZM183 217V218H182ZM190 217V216H189ZM187 217V218H189ZM224 217V216H223ZM53 218L50 217L48 219H51ZM130 218V219H131ZM192 218V217H190ZM238 218V217H237ZM251 218V217H249ZM248 218V219H249ZM5 219V218H4ZM11 219V218H10ZM31 219V218H30ZM47 219V220H48ZM124 219V220H125ZM183 219V220H182ZM82 220V218H81ZM92 220V219H90ZM181 220V222H180ZM188 220H191L193 221L192 219H188ZM240 220V218H239ZM238 220V221H239ZM253 220V219H252ZM32 221V219H31ZM237 221V222H238ZM88 222V221H87ZM94 222V221H93ZM194 222V221H193ZM193 222H190L188 221L187 224L191 226V224ZM212 222H214L212 220ZM216 222V221H215ZM245 222V221H244ZM22 223V222H21ZM77 223V221H76ZM79 223V222H78ZM197 222H195L196 224ZM253 223L255 224V222L253 221ZM27 224L28 225H32L33 227V224H31V222L29 223L28 220H27ZM81 224V223H80ZM87 224V223H86ZM120 224V223H119ZM185 223V225H187ZM239 224V223H238ZM244 224V223H243ZM90 225V224H88ZM88 225H86V228L82 231V229L78 228L81 230V234L84 235L85 233H91V231H93L92 233L95 234V232L97 231V228L92 225L91 227H87ZM183 225V226H185ZM187 225V228L189 227ZM35 226V225H34ZM113 226V227H112ZM213 226V225H212ZM242 226V225H241ZM3 227V226H2ZM186 227V226H185ZM250 227V226H249ZM252 227V226H251ZM184 228V227H183ZM191 228V227H190ZM193 228V227H192ZM191 228V229H192ZM13 229V228H12ZM107 229V228H106ZM107 229V230H108ZM130 229V227H129ZM153 229V230H152ZM189 229V228H188ZM78 230V231H80ZM190 230V229H189ZM193 230V229H192ZM207 230H209L211 232V234L209 232H207ZM1 231V230H0ZM18 231V230H17ZM29 230H27V233H28ZM37 231V227H33V231L31 230L32 233L34 234H37V235H32V233H30L31 235V238H29V236L27 237L26 234H24L25 236L24 239H21L19 240L18 243L12 242V244L7 243V239L8 236L11 234L10 231L9 233H2L3 235L0 234V264H26V262H29L28 259L26 258H31L33 255L36 256L38 259L40 258H45L47 259V257H49V252L50 250L49 249V245L47 242H45L46 240H44L43 238L41 237H37L38 236V232ZM110 231V230H109ZM108 231V232H109ZM251 231V230H250ZM107 232V231H106ZM130 232V234H132ZM1 233V232H0ZM55 233V231H54ZM112 233V234H113ZM120 233V234H121ZM163 233V232H162ZM184 233V232H183ZM4 234H9L7 237L4 236ZM29 234V233H28ZM75 234V233H74ZM127 234V233H126ZM144 234V233H143ZM154 234V233H152ZM152 234H150L152 236ZM223 234V233H222ZM77 235V234H76ZM86 235V234H85ZM103 235V234H102ZM125 235V234H124ZM206 235V236H205ZM4 236V237H3ZM20 236V235H19ZM22 236V235H21ZM108 236V235H107ZM218 236V235H217ZM222 236V235H221ZM249 237V235H247ZM10 237V236H9ZM21 237V238H23ZM77 237V236H76ZM87 237V236H86ZM114 237L115 239H112L114 241H118L117 243H115V246L117 244V246H120L121 243H122V240H120L121 237H119V239H116L118 237L116 236H112ZM153 238L155 237V235L152 236ZM208 237V238H207ZM12 238V237H11ZM11 238H9L11 240ZM20 238V237H18ZM25 238H28V239H25ZM57 238V237H56ZM124 238V237H123ZM135 238V236H134ZM138 238V237H137ZM201 238V237H200ZM241 238V237H240ZM245 238V237H243ZM242 238V239H243ZM250 238V237H249ZM92 239V237H91ZM150 239L149 243L152 242V238L148 237V240ZM202 239V238H201ZM247 239V238H246ZM66 240H67V237H66ZM89 240V239H87ZM111 240V241H112ZM128 240V239H127ZM126 240V241H127ZM140 240V239H139ZM145 240V238L143 239ZM148 240H146L148 242ZM155 240V239H154ZM157 240V238H156ZM13 241V240H12ZM18 241V240H17ZM63 241V240H62ZM68 241V240H67ZM125 241V240H124ZM165 241V240H164ZM173 241V240H171ZM226 241V240H224ZM247 240H245L246 242ZM249 241V240H248ZM50 242V241H49ZM135 242V241H134ZM137 242H142V240L140 241H137ZM147 242H145L144 244L147 246ZM153 242H156V241H153ZM202 242V241H201ZM205 242V241H204ZM214 242V244H213ZM228 242V241H227ZM53 243V242H52ZM160 243V242H158ZM157 242L155 244H158ZM199 243V242H198ZM197 243V244H198ZM243 243V242H242ZM10 244V245H9ZM17 244V245H16ZM56 244V243H55ZM63 244V243H62ZM94 244V242H93ZM106 244V243H105ZM120 244V245H119ZM127 244V243H126ZM144 244H143V247H144ZM162 244V245H161ZM160 245V248L162 249V254H158L159 258L157 257V264H166L165 260L167 261V258H169V249H170V245L166 242H162ZM203 244V243H202ZM244 244V243H243ZM101 245V244H100ZM136 245V244H135ZM159 245V244H158ZM239 245V244H238ZM241 245V244H240ZM51 246V245H50ZM110 246V245H109ZM114 246V247H115ZM127 246V245H125ZM142 246V245H141ZM95 247V246H94ZM103 247V246H102ZM105 247V246H104ZM103 247V248H104ZM112 247V245H111ZM242 247V245H241ZM85 248V247H84ZM87 248V247H86ZM226 249V247H224ZM230 248V246H229ZM131 249V248H130ZM133 249V248H132ZM142 249V248H141ZM150 249V248H148ZM215 249V247H214ZM61 250V249H60ZM89 250V249H88ZM99 250V248H98ZM105 250V249H104ZM110 250V249H109ZM127 250V249H126ZM147 250V249H146ZM211 250V249H210ZM216 250V249H215ZM228 250V249H227ZM55 252V250L53 251ZM103 252V250H102ZM171 252V251H170ZM219 252V251H218ZM227 251H225L226 253ZM232 252V251H231ZM237 252V251H236ZM255 252V250H254ZM48 253V255H47ZM85 253V252H84ZM108 253V251H107ZM114 253V251H113ZM111 254L112 255V258H115L113 257L114 254ZM203 253V252H202ZM60 254V253H59ZM110 254V253H109ZM121 254V253H120ZM141 254V253H140ZM156 254V253H155ZM170 254V253H169ZM204 254V253H203ZM212 254V253H211ZM216 254V253H215ZM226 257L224 258V261L222 262V264H231V262L234 263L235 261V256L233 255V253H230V249L228 250V252L226 253ZM237 254V253H236ZM255 254V253H254ZM88 255V254H87ZM104 255H106V252L104 253ZM110 255V256H111ZM146 255V254H145ZM213 255V254H212ZM219 255V254H218ZM217 255V256H218ZM221 255V254H220ZM33 256V258H34ZM200 256V255H198ZM224 256V255H223ZM237 256V255H236ZM98 257V256H97ZM95 258L94 260H90L89 262L91 264H99L97 261L101 262V264H103L104 260L107 258L104 257V259H102L101 261V258ZM141 257V256H140ZM154 257V255H153ZM212 257V256H211ZM36 258V259H37ZM90 258L93 259V257L90 256ZM111 258V259H112ZM161 258V260H160ZM218 258V257H217ZM221 258V257H220ZM253 258L252 256L250 257V259ZM35 259V258H34ZM48 259H51V258H48ZM110 259V260H111ZM151 259H154V258H151ZM156 259V258H155ZM258 259V258H257ZM67 260V259H66ZM108 260V259H107ZM114 260V259H113ZM116 260V259H115ZM219 260V259H218ZM36 261V260H35ZM213 261V260H211ZM68 262L67 264H79L78 261H73V262H69L68 260L66 261ZM86 262V261H85ZM114 262H117V261H114ZM114 262L112 263V260H111V263L114 264ZM121 262V261H120ZM206 262V261H205ZM256 262V264L258 263ZM109 263V262H108ZM110 263V264H111ZM127 263V262H126ZM154 263V262H152ZM115 264H120V263H115ZM124 264V263H123ZM156 264V263H155ZM167 264H169L167 262ZM203 264V263H202ZM237 264V263H236Z\"/></svg>", "mask_w": 264, "mask_h": 264}, {"label": "snow or ice", "instance_id": "obj_3", "mask_svg": "<svg viewBox=\"0 0 264 264\" xmlns=\"http://www.w3.org/2000/svg\"><path fill=\"white\" fill-rule=\"evenodd\" d=\"M26 3L48 7L58 28L56 6L59 5V11L63 12L62 0H26ZM105 4L113 7L106 10ZM90 6L114 11L118 18L123 15L121 7L135 12L143 30L137 31L129 26L131 35L128 42L133 46L132 51L137 53L133 66L144 62L145 56L150 55L151 50L165 38L168 45L178 46L191 56L186 45H192L193 49H207L210 45L202 42L204 38L208 41L245 39L264 25V0H141L134 4H130V0H91ZM252 43L264 54V35ZM244 46L247 48L248 44ZM140 74L137 72L136 77Z\"/></svg>", "mask_w": 264, "mask_h": 264}]
</instances>
